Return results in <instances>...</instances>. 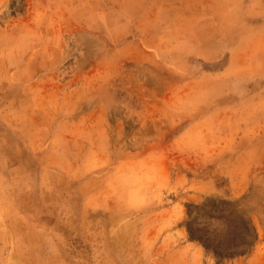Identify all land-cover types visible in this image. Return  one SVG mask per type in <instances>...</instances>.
I'll return each mask as SVG.
<instances>
[{
    "label": "rangeland",
    "instance_id": "1",
    "mask_svg": "<svg viewBox=\"0 0 264 264\" xmlns=\"http://www.w3.org/2000/svg\"><path fill=\"white\" fill-rule=\"evenodd\" d=\"M0 264H264V0H0Z\"/></svg>",
    "mask_w": 264,
    "mask_h": 264
}]
</instances>
